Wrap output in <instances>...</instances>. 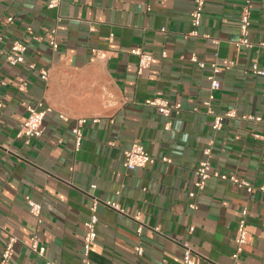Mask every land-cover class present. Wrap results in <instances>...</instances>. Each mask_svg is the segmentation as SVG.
<instances>
[{
	"label": "crops",
	"instance_id": "crops-1",
	"mask_svg": "<svg viewBox=\"0 0 264 264\" xmlns=\"http://www.w3.org/2000/svg\"><path fill=\"white\" fill-rule=\"evenodd\" d=\"M245 1L205 0L199 36L191 37L193 0H61L52 9L47 0H0V258L12 236L10 264H44L26 247L37 233L47 260L82 264L84 222L97 200L91 264H132L137 244L142 264H182L185 243L194 264H233L244 208L248 234L238 264H264V192L210 178L188 197L207 147L212 171L255 187L264 181V123L241 119L264 118V78L249 72L254 63L264 69V0H250L249 49L234 45ZM15 41L26 46L23 64L7 60ZM135 48L152 56L141 74ZM215 52L233 62L215 75L214 111L235 114L219 131L203 105ZM153 98L180 105L169 129L144 104ZM39 102L50 111L42 136L26 145L17 133L27 107ZM77 119L83 141L74 152ZM134 143L154 161L126 170L123 152ZM25 196L42 206L39 227Z\"/></svg>",
	"mask_w": 264,
	"mask_h": 264
},
{
	"label": "built area",
	"instance_id": "built-area-1",
	"mask_svg": "<svg viewBox=\"0 0 264 264\" xmlns=\"http://www.w3.org/2000/svg\"><path fill=\"white\" fill-rule=\"evenodd\" d=\"M61 0H47L48 8H57L60 5ZM194 9L190 13V23L192 25V31L188 34L191 37L199 36L198 28L201 24L202 15L204 12L205 0H193ZM251 8L252 4L250 0H246L244 5L240 10L239 16V37L234 41V45L238 48L243 47L249 49L252 47V43L249 40L250 27H251ZM12 18H8L7 22L12 23ZM2 42V36L0 35V44ZM213 43H217L216 40H213ZM49 45L53 51H56L58 48L57 43L54 39L49 40ZM263 46V44H261ZM25 52L26 46L18 41L13 42L11 46V53L14 55H9L7 60L14 63H24L25 62ZM132 54L138 57V73L141 74L144 70L148 69L152 62V56L150 54L143 53L140 48H135L131 51ZM165 54H162L164 56ZM190 61L195 63L199 68H205V63L199 61L195 55L190 57ZM233 66V62L227 59H218V53L213 54V61L210 64L211 75L208 76L210 82L211 93L209 94L206 101L203 102V105L206 107V113L212 116V128L215 131H219L222 128L223 120L225 118L235 117L234 112H226L224 114H219L214 111L211 101L213 99V92L220 88V83L215 77L216 74L222 71V69H229ZM30 69H34V65H29ZM249 72L258 77L264 78V69L259 68L257 64H252L249 68ZM41 79L45 80L47 77V72L44 70L40 71ZM146 106L154 108L160 115H162L166 120L165 129L170 128L169 118L174 113L180 109V105H170L169 102L162 98H153L146 100L144 103ZM1 107V106H0ZM50 111L49 107H45L43 103L39 102L36 105L27 107V116L24 122L21 124L20 129L17 133V138H23L24 143L27 145L34 138H39L43 134V121L46 114ZM243 120H250L254 122L264 123V118L261 117H251V116H242ZM84 124L83 119H77L75 126L72 128L71 133L73 137V151L78 152L81 149L83 141L82 127ZM260 137V136H257ZM263 138V137H260ZM264 139V138H263ZM124 160L123 167L126 170H134L136 168L145 167L148 164H151L154 160L151 158L144 150L143 146L140 143H134L129 149L123 152ZM204 159L201 160L198 164V167L195 170L196 180L193 182V189L188 193L189 198H193L197 192L202 191L205 187L207 180L210 178H215L222 181H229L234 183L239 188L245 189L248 194H252L256 191L264 192V181L263 183L255 187L246 180L237 178L234 174L225 175L219 174L216 171L211 170V149L207 147L203 150ZM163 162L170 163V159L163 158ZM25 203L28 207V211L36 219L37 226L39 227L42 224L41 211L42 206L40 203L35 202L30 197L25 196ZM97 205L98 201L94 200L90 207V214L88 219L84 222V236L82 242V255L81 262L82 264H91L90 260V249L91 245L96 239V226L98 223L97 216ZM109 205V204H108ZM115 210L122 212L117 204H110ZM189 207L194 209L195 204L190 203ZM246 216L247 210L244 208L241 211V216L237 222V228L234 236L235 252L232 254L233 264H238L239 255L243 251V247L247 243V226H246ZM143 231V226L141 224L136 228V233L140 235ZM190 232L193 231V227L189 229ZM17 242V239L10 236L4 250L1 253L0 264H10L11 259L14 254V244ZM26 247L36 254L38 257L43 258L44 264H55L52 261H49L45 258V247L41 244L40 238L37 233H34L29 238V243L26 244ZM133 251L135 253V260L132 264H142V257L144 253V248L142 245L137 244L134 246ZM182 264H194L193 250L188 246V244H183V253H182Z\"/></svg>",
	"mask_w": 264,
	"mask_h": 264
}]
</instances>
